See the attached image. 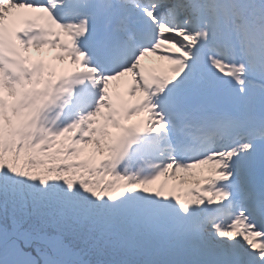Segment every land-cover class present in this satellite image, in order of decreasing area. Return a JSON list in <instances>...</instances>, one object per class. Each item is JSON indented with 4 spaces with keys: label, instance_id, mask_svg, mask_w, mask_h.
Returning <instances> with one entry per match:
<instances>
[{
    "label": "snow or ice",
    "instance_id": "obj_1",
    "mask_svg": "<svg viewBox=\"0 0 264 264\" xmlns=\"http://www.w3.org/2000/svg\"><path fill=\"white\" fill-rule=\"evenodd\" d=\"M0 264H264V0H0Z\"/></svg>",
    "mask_w": 264,
    "mask_h": 264
},
{
    "label": "rangeland",
    "instance_id": "obj_2",
    "mask_svg": "<svg viewBox=\"0 0 264 264\" xmlns=\"http://www.w3.org/2000/svg\"><path fill=\"white\" fill-rule=\"evenodd\" d=\"M28 16H29V11L28 10H23L19 14L13 12L8 17V23L14 28L17 27V26H21L23 21H24V19L27 18ZM20 17L21 18L23 17L24 19L22 18V20H19ZM64 39H65V41H67L68 38L65 36ZM58 51H59V49L45 48L43 50V55H46L47 58L51 59V57H52L51 53H57ZM31 54L33 56V59L41 58L40 54H38L35 49H32V53ZM52 62L55 63L58 66H61V67L69 66L67 62H64V63H62L60 61H52ZM146 62L148 63L149 68L156 67V68L159 69V68H167V66H168L166 61H160L155 56L146 57L145 60L143 61V63L145 64ZM124 88H125V84L123 82H121L119 88H117L116 90L120 91V92H123ZM139 95L140 94L138 93L137 96H139ZM126 98L129 99V100L136 99L135 97H126ZM97 156H98V154H97ZM197 171L198 170H194V173H196ZM181 175H183V174H181ZM168 183H169V188L175 186L178 191H180V190L186 191L190 187H196V185H194L193 182H189V181H188L187 184H184L182 186L180 185L179 180H169Z\"/></svg>",
    "mask_w": 264,
    "mask_h": 264
},
{
    "label": "bare ground",
    "instance_id": "obj_3",
    "mask_svg": "<svg viewBox=\"0 0 264 264\" xmlns=\"http://www.w3.org/2000/svg\"><path fill=\"white\" fill-rule=\"evenodd\" d=\"M17 11H19V10H17ZM199 170H200V171L197 172V173H195V174H196L197 177H199V178H201V179L203 178V177H202V175H203L202 173H203V172H205L204 175H207V174H208V173H207V168H206V166H202V168L199 169ZM189 182H193V177H191V176L189 177Z\"/></svg>",
    "mask_w": 264,
    "mask_h": 264
}]
</instances>
